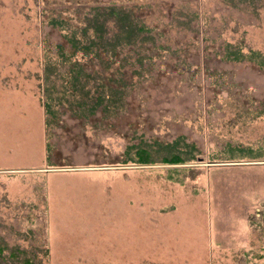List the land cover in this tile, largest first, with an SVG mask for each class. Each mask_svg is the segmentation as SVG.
I'll list each match as a JSON object with an SVG mask.
<instances>
[{
    "label": "rangeland",
    "instance_id": "1",
    "mask_svg": "<svg viewBox=\"0 0 264 264\" xmlns=\"http://www.w3.org/2000/svg\"><path fill=\"white\" fill-rule=\"evenodd\" d=\"M96 7L153 39L113 59L122 107H52L44 129L41 50H70L48 22ZM227 44L264 55V0H0V264H264V69L222 59ZM176 141L189 164L129 162Z\"/></svg>",
    "mask_w": 264,
    "mask_h": 264
},
{
    "label": "trees",
    "instance_id": "2",
    "mask_svg": "<svg viewBox=\"0 0 264 264\" xmlns=\"http://www.w3.org/2000/svg\"><path fill=\"white\" fill-rule=\"evenodd\" d=\"M92 11L93 15L82 26H77V24L76 26L66 25L64 21L57 19H50L48 22L53 28L62 29L65 32L63 37L70 46V50L66 52L63 45L59 43L53 46V49H56L55 56H53L52 49L47 46L41 50L39 62L40 78L42 77L43 85L41 84L42 100L40 102L45 116L44 129L45 125L50 123L47 121V115L52 116V120L56 117L52 107L66 106L67 104L71 108H83L85 112L79 113L81 116L88 114L87 109H91L89 113L92 114L93 112L94 114L95 109L101 108L107 115H110L108 114L109 108L122 107L124 103L123 90L117 86L122 80L121 78L119 80L114 79V72L110 71L113 59L117 60L124 48L136 45L141 40L153 39L148 33L150 30L142 24L134 22L126 11L116 10L114 7H96ZM108 21L113 25L112 33L107 27ZM68 26L72 30L69 29L71 31L69 33L66 30ZM141 34H146V36H141ZM159 49L164 50V47L161 46ZM136 57L139 67L148 58L147 55L144 56L139 53ZM221 58L236 62L246 60L255 63L260 69H264V55L255 50L243 52L241 48L227 44ZM122 60L126 61V56ZM62 63L69 64V76L68 80L62 78L65 85L62 87L61 95L54 96L58 92L55 91V85L52 84L51 78ZM86 64L93 65L92 73L84 71ZM58 74L55 75L60 76ZM90 81L93 82V94L90 93L89 89L84 90ZM65 93L69 97L64 96ZM178 143L179 141H176L173 145H167L168 148H162L158 155L149 150L148 147H137L133 151L132 157L129 158V162L138 166L155 164L181 166L189 164L195 158V148L183 144L185 150L183 152V150L176 149ZM253 153L255 155H252L251 158L261 157L264 149L261 152L259 148ZM172 169L174 170L171 173H177L180 171L177 169L181 168L173 167ZM173 175L175 174L169 175L171 179ZM174 181L182 182L180 179H174Z\"/></svg>",
    "mask_w": 264,
    "mask_h": 264
}]
</instances>
